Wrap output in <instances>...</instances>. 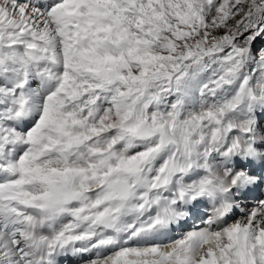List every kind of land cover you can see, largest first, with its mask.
Instances as JSON below:
<instances>
[{"label": "snow or ice", "instance_id": "1", "mask_svg": "<svg viewBox=\"0 0 264 264\" xmlns=\"http://www.w3.org/2000/svg\"><path fill=\"white\" fill-rule=\"evenodd\" d=\"M0 264H264V0H0Z\"/></svg>", "mask_w": 264, "mask_h": 264}]
</instances>
